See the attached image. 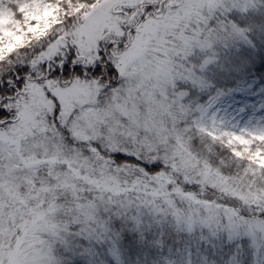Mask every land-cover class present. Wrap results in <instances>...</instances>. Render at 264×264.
Wrapping results in <instances>:
<instances>
[{"label": "snow or ice", "instance_id": "obj_1", "mask_svg": "<svg viewBox=\"0 0 264 264\" xmlns=\"http://www.w3.org/2000/svg\"><path fill=\"white\" fill-rule=\"evenodd\" d=\"M199 8L0 0V264H264V0Z\"/></svg>", "mask_w": 264, "mask_h": 264}, {"label": "rangeland", "instance_id": "obj_2", "mask_svg": "<svg viewBox=\"0 0 264 264\" xmlns=\"http://www.w3.org/2000/svg\"><path fill=\"white\" fill-rule=\"evenodd\" d=\"M234 2L235 3H238V2H236V0H234ZM251 2H252L251 0H248L247 3L244 2V4H242L241 7H243L245 4H249L250 5ZM188 3L190 5V16L185 21H183L184 27L188 30L187 34H194V35L199 36L200 33H202L204 31V27H206V25H207V23H206L207 18H208L207 17V12H206V9H205L204 13H201L200 12L199 5L202 3V0H188ZM6 16L7 17H10V13L8 11L6 12ZM5 22H7V21L6 20L0 21V23H5ZM33 46H35V42L33 43ZM170 59L171 58H169V60ZM167 75L170 78L173 75V68H172V65L171 64H169V66H168ZM220 116H223L226 122L227 121H231L232 124H235L237 121H240L239 116H237L236 119L233 120L232 117H231V115H228V114L224 113L223 111L218 114L217 119H219ZM245 119H247L246 116H245ZM240 123L243 124V121H240ZM204 143H206V142H204ZM204 149H205L206 154L207 153H210L207 148H204ZM205 157L212 159L210 156H207V155H205ZM218 159H220V158H218ZM212 160L214 162L216 161L215 159H212ZM215 163L219 167H220L221 164H224V162H222L220 160H218ZM259 163L264 164V159H261L259 161Z\"/></svg>", "mask_w": 264, "mask_h": 264}, {"label": "trees", "instance_id": "obj_3", "mask_svg": "<svg viewBox=\"0 0 264 264\" xmlns=\"http://www.w3.org/2000/svg\"><path fill=\"white\" fill-rule=\"evenodd\" d=\"M252 2L250 3L249 6H251L252 4H255L258 2V0H251ZM236 3L237 6H242V4H244V2H248V0H236ZM8 12L10 13L11 15V11L10 9L8 10ZM207 23V21H206ZM231 23V22H229ZM224 24H223V21H220L218 22V27L219 28H223ZM233 30L234 31H238V29H236L234 26H233ZM25 51L24 49H21V52ZM261 100H264V97L260 96V95H256L253 97V99H251L249 102L250 103H254L256 104L257 106H259V103L261 102ZM249 114H251V110L249 109ZM259 114V113H258ZM247 117V116H246ZM206 142V141H205ZM197 148L199 149H202L203 153L207 156H210L212 159H215L217 162L218 160L224 162V164H221L220 167L224 169V171L231 177H239L241 176V173L242 171L246 168V162L244 160H237L235 159L234 157L231 156V154L221 148L220 145H215L212 149V151L210 153H207L205 152V149L203 147L202 144H199L197 145ZM220 158V159H218ZM135 259V257H133V260Z\"/></svg>", "mask_w": 264, "mask_h": 264}]
</instances>
